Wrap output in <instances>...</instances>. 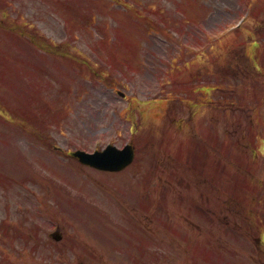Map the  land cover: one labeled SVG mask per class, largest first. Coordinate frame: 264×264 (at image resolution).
<instances>
[{"label":"rangeland","instance_id":"1","mask_svg":"<svg viewBox=\"0 0 264 264\" xmlns=\"http://www.w3.org/2000/svg\"><path fill=\"white\" fill-rule=\"evenodd\" d=\"M59 1L9 0L5 5L11 12L24 16L15 19L9 15L16 24L24 21L33 42L52 44L63 39L74 47L75 40L63 32L61 23L54 17H60L72 1L63 5ZM74 1L78 8L81 3L93 8L87 9L88 17L81 31L87 23L96 24L103 59L115 65L121 62V53L129 56L135 50L137 59L138 53L143 51L146 70L140 73L135 68V60L134 64H122L114 74L103 76L99 74L106 69L103 64L89 70L86 64L80 63L76 69L71 62L54 60L41 54L42 51L36 54L30 47L22 48L23 56L18 58L24 64L22 67L12 57L15 47H6L8 56H0V66L5 64L7 76L21 81L23 87L20 95L3 87L0 77V110L7 109V117L15 113L23 125L13 126L0 117V144L6 140L3 134L8 136L6 133H9L17 144L11 139L7 141L16 144L28 158L22 163L12 151V144H8V150L0 147L1 157H9L0 165L8 169L11 177L0 179V218L6 216L7 221L20 225L19 236L24 245L47 239L49 219L58 204L75 214L66 222L69 229L72 227L73 235L79 230L85 233L80 222L91 214H97L94 222L119 219V225L116 221V227L105 229L111 230L109 233L100 232L97 226L96 231L90 233L91 242L100 246L96 252H106V255L89 256V264H264V244L260 243V238L264 237V98L255 108L258 93L252 86L262 85L264 89V78L255 71L256 74H245L246 81L227 82L226 75L219 72L222 83L207 79L195 83L188 78L193 70L187 71L186 66L183 69L180 56H174V52L179 51L178 34L182 32L170 35L174 28L183 29V20L196 24L200 17L203 31L206 32L204 27L218 28V34L234 17L247 11L248 18L254 17L257 6L264 9V0H186V3L135 0L139 7H129V0ZM103 5L107 7V18L99 22L94 14L104 13ZM2 8L5 12L0 0ZM146 10L159 20L170 22H156ZM190 27L187 26V35L195 37ZM35 32L41 37L35 38ZM151 33L157 37L148 38ZM90 36L87 30L80 42L86 44ZM161 36L169 38L168 43L176 47L163 43ZM24 40L20 41L22 45L32 44ZM145 41L151 47L149 50H141ZM75 49L79 57L83 53L91 58V52L84 46ZM228 50L227 44L218 43L206 54L205 60H201L202 72L210 75L218 66L231 63ZM255 51L256 48H250L247 54L252 56ZM169 59L173 62L168 68ZM214 59L221 64L216 67ZM260 59L264 65V50ZM195 61L188 64L190 69ZM81 74L89 79L88 83ZM99 76L108 82L116 79L112 89L106 88ZM114 88L125 96L113 91ZM68 90L75 95L73 103L63 98ZM228 96L236 110L222 107L227 106ZM36 103L40 106L33 108ZM13 107H21L22 114ZM58 108L63 112V108L69 109L68 115H58ZM130 119L137 126L133 132L129 131ZM257 119L262 125L257 124ZM145 132L147 136L143 135ZM128 141L135 143L138 156L122 174L102 173L66 155V151L77 148L101 149L107 143L122 147ZM3 172L4 169H0V174ZM126 181L132 183L134 218L122 213L130 205L123 202L130 192L122 189ZM172 186L174 190L170 191ZM183 192L192 199L196 193L195 209L184 201ZM91 197L93 200L88 204ZM6 204H12L13 208L1 211ZM19 204H26V210L31 208L26 218L22 208H16ZM101 207L107 208V214ZM1 224L7 226L3 221ZM58 224L68 237L70 230ZM116 238L126 240L124 251L116 250L117 253L123 251L120 260L132 258L119 262L108 257V248L101 246H116ZM57 245L64 248L55 250L54 246V255L63 253V256L57 255L60 264H79L77 253L85 254L82 249H73L65 240ZM39 247L37 245L34 251L42 249Z\"/></svg>","mask_w":264,"mask_h":264}]
</instances>
